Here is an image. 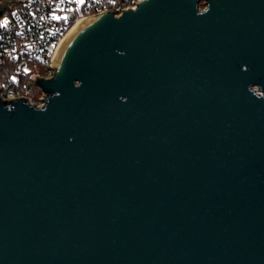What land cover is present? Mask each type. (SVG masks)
I'll return each mask as SVG.
<instances>
[{"label":"water","instance_id":"water-1","mask_svg":"<svg viewBox=\"0 0 264 264\" xmlns=\"http://www.w3.org/2000/svg\"><path fill=\"white\" fill-rule=\"evenodd\" d=\"M53 67L0 99V264H264V0L106 10Z\"/></svg>","mask_w":264,"mask_h":264},{"label":"built area","instance_id":"built-area-1","mask_svg":"<svg viewBox=\"0 0 264 264\" xmlns=\"http://www.w3.org/2000/svg\"><path fill=\"white\" fill-rule=\"evenodd\" d=\"M137 1H12L0 14V99L25 98L30 104L42 106L46 93L35 78L53 75L55 49L73 23L106 10L118 15L123 9L134 8Z\"/></svg>","mask_w":264,"mask_h":264},{"label":"bare ground","instance_id":"bare-ground-1","mask_svg":"<svg viewBox=\"0 0 264 264\" xmlns=\"http://www.w3.org/2000/svg\"><path fill=\"white\" fill-rule=\"evenodd\" d=\"M87 20H88V17L77 19L73 23V25L69 28V30L63 35V37L61 38V40L59 41V43L57 44V47L55 49L53 59H52L53 62L55 61L56 57L60 53L62 47L64 46V44L66 43L68 38L74 33V31H76V29H78L81 25H83Z\"/></svg>","mask_w":264,"mask_h":264},{"label":"trees","instance_id":"trees-1","mask_svg":"<svg viewBox=\"0 0 264 264\" xmlns=\"http://www.w3.org/2000/svg\"><path fill=\"white\" fill-rule=\"evenodd\" d=\"M39 66H40V67H39V68H40V69H39L40 72L44 73V68H43L41 65H39Z\"/></svg>","mask_w":264,"mask_h":264},{"label":"rangeland","instance_id":"rangeland-1","mask_svg":"<svg viewBox=\"0 0 264 264\" xmlns=\"http://www.w3.org/2000/svg\"><path fill=\"white\" fill-rule=\"evenodd\" d=\"M200 6H203V3L202 2L200 3Z\"/></svg>","mask_w":264,"mask_h":264}]
</instances>
